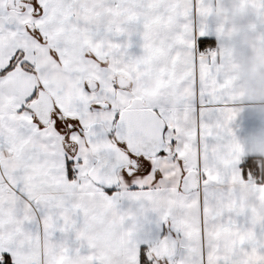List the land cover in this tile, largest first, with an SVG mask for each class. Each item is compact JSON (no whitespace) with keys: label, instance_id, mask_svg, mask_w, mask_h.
I'll return each mask as SVG.
<instances>
[{"label":"snow or ice","instance_id":"snow-or-ice-1","mask_svg":"<svg viewBox=\"0 0 264 264\" xmlns=\"http://www.w3.org/2000/svg\"><path fill=\"white\" fill-rule=\"evenodd\" d=\"M204 2L0 0V264H245L253 245L229 253L218 227L264 254V221L239 211L264 175L216 153L240 113Z\"/></svg>","mask_w":264,"mask_h":264},{"label":"crops","instance_id":"crops-1","mask_svg":"<svg viewBox=\"0 0 264 264\" xmlns=\"http://www.w3.org/2000/svg\"><path fill=\"white\" fill-rule=\"evenodd\" d=\"M260 0H205L202 15L213 35L218 50L213 63L218 90L227 97L228 111L240 115L231 125L221 116L215 125L218 137L216 153L221 165L231 168L242 158L254 157L259 172L264 175V11ZM234 130V132L232 131ZM236 173L234 181H239ZM255 199L251 205L241 204L239 211L250 209L253 222L264 221V183L252 182ZM229 208L236 207L232 201ZM215 238L222 241L230 253L233 245L248 242L253 245L245 264H264V254L255 247L256 237L248 229L218 227ZM264 247V242H261ZM166 248L162 245L160 253ZM60 264H87L85 257L61 255Z\"/></svg>","mask_w":264,"mask_h":264},{"label":"built area","instance_id":"built-area-1","mask_svg":"<svg viewBox=\"0 0 264 264\" xmlns=\"http://www.w3.org/2000/svg\"><path fill=\"white\" fill-rule=\"evenodd\" d=\"M217 54H218V50H217V48L214 46V47L210 50V52H209V56H210V58H211L212 64L214 63V61H215V59H216V57H217Z\"/></svg>","mask_w":264,"mask_h":264},{"label":"trees","instance_id":"trees-1","mask_svg":"<svg viewBox=\"0 0 264 264\" xmlns=\"http://www.w3.org/2000/svg\"><path fill=\"white\" fill-rule=\"evenodd\" d=\"M248 159H251V160H252V162L254 163V165H256V166H257V164H255V163H256V160L254 159V157H249Z\"/></svg>","mask_w":264,"mask_h":264},{"label":"water","instance_id":"water-1","mask_svg":"<svg viewBox=\"0 0 264 264\" xmlns=\"http://www.w3.org/2000/svg\"><path fill=\"white\" fill-rule=\"evenodd\" d=\"M162 245L158 246V252L160 253V248H161ZM153 251H157L156 248L153 249Z\"/></svg>","mask_w":264,"mask_h":264}]
</instances>
